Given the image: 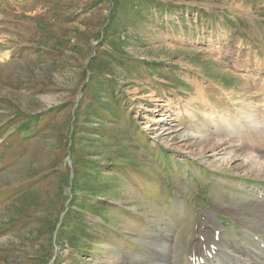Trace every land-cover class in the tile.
<instances>
[{"label":"rangeland","instance_id":"374dc122","mask_svg":"<svg viewBox=\"0 0 264 264\" xmlns=\"http://www.w3.org/2000/svg\"><path fill=\"white\" fill-rule=\"evenodd\" d=\"M262 127L264 0H0V264L254 263Z\"/></svg>","mask_w":264,"mask_h":264},{"label":"bare ground","instance_id":"6f19581e","mask_svg":"<svg viewBox=\"0 0 264 264\" xmlns=\"http://www.w3.org/2000/svg\"><path fill=\"white\" fill-rule=\"evenodd\" d=\"M251 117V116H250ZM252 118V117H251ZM263 128V127H262ZM264 129V128H263ZM256 133V132H255ZM214 137V136H213ZM211 137V138H213ZM224 138L222 137H219L217 138V147L219 149H227V146L230 144L226 143L225 140H223ZM252 141L253 142H257V141H264V130H262L261 132H259L257 134V136H254V138H252ZM258 143V142H257ZM234 144V143H233ZM239 145V144H237ZM236 146V145H235ZM234 147V146H233ZM182 148V147H181ZM238 148V146H237ZM243 148V147H242ZM184 149V148H183ZM192 149V148H191ZM234 149V148H233ZM231 150V149H230ZM196 152V151H195ZM227 152V151H226ZM234 152V151H233ZM240 153V152H239ZM243 154V153H242ZM246 154V153H245ZM196 155V154H195ZM234 157V156H233ZM264 173V172H263ZM256 187V186H255ZM255 187L251 188V192H248L249 194H253L255 193L256 189ZM250 210V209H249ZM250 213H252L253 215H255L257 218H258V222L256 224V226H250L248 224L247 221H243L245 224H247V226L251 229H253L257 235H259L258 237V240L256 242V244L258 243L259 246H258V250L257 252H264V239H262L261 236H264V203L260 204V203H256L252 206L251 210L249 211ZM249 214V213H248ZM248 229V228H247ZM197 232V231H196ZM206 232H203L202 229H200L198 232H197V235L200 234L201 236L204 235ZM243 233H240V235H242ZM239 235V236H240ZM208 236V235H207ZM261 237V238H260ZM260 238V239H259ZM214 240V236H212V241ZM259 241V242H258ZM207 242L206 240V237H204V240L201 241L200 239L196 242H195V245L197 243V249L194 251V253H197V254H202V256L204 257V262L202 264H251L249 262V259L247 258H238L236 256H232V261L230 262H227V258H230V253L228 255L230 256H227L226 260H224V256H221L219 253H218V250H215V252L212 250L211 247H209V243H207V246L205 245ZM216 246L218 247L219 249V242H216L215 243ZM261 244H263V247H261ZM250 251V250H249ZM251 252V251H250ZM249 253V252H248ZM251 253H255V250ZM194 255L195 254H192L191 252H189L188 254V261H187V264H201L200 262L196 261V259L194 258ZM226 255V254H225ZM249 255V254H248ZM243 256V255H242ZM246 256V255H245ZM261 259H263V256H261ZM252 260V259H251ZM161 263H158V264H169L166 262V258H163L160 260ZM234 261H236L234 263ZM152 263V262H151ZM260 263L262 264V262L260 261ZM264 263V262H263ZM150 264V263H149ZM154 264H157V263H154Z\"/></svg>","mask_w":264,"mask_h":264},{"label":"trees","instance_id":"16d2710c","mask_svg":"<svg viewBox=\"0 0 264 264\" xmlns=\"http://www.w3.org/2000/svg\"><path fill=\"white\" fill-rule=\"evenodd\" d=\"M143 4L142 3H140V6H142ZM109 172L111 173V172H116L115 170H109ZM91 191V190H90Z\"/></svg>","mask_w":264,"mask_h":264}]
</instances>
